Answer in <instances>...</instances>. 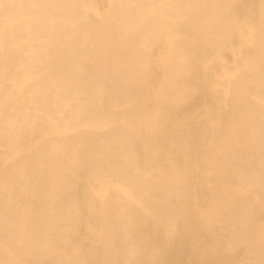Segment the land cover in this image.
I'll use <instances>...</instances> for the list:
<instances>
[{
	"label": "bare ground",
	"instance_id": "bare-ground-1",
	"mask_svg": "<svg viewBox=\"0 0 264 264\" xmlns=\"http://www.w3.org/2000/svg\"><path fill=\"white\" fill-rule=\"evenodd\" d=\"M199 222L193 264H264V0H0V264H180Z\"/></svg>",
	"mask_w": 264,
	"mask_h": 264
},
{
	"label": "rangeland",
	"instance_id": "rangeland-1",
	"mask_svg": "<svg viewBox=\"0 0 264 264\" xmlns=\"http://www.w3.org/2000/svg\"><path fill=\"white\" fill-rule=\"evenodd\" d=\"M250 48V40L248 37H242L237 39L233 46L228 49V51L223 56V67L220 72L218 81L215 83L213 92L216 96L219 97L220 102L225 101V90L227 84L231 81L232 74L229 67L234 66L235 63H239L244 57L245 53ZM204 212L201 213V218L203 217ZM202 226L203 222H199L197 229L189 235L186 243V248L184 253L179 255L180 264H193L196 253L198 252L200 243L202 242Z\"/></svg>",
	"mask_w": 264,
	"mask_h": 264
}]
</instances>
